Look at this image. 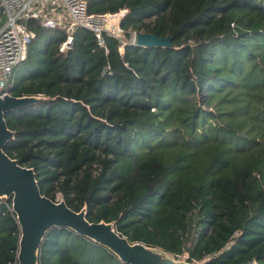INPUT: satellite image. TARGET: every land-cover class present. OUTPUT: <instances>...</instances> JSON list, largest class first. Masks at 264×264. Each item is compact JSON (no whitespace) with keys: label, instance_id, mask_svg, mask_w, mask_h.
I'll list each match as a JSON object with an SVG mask.
<instances>
[{"label":"trees","instance_id":"1","mask_svg":"<svg viewBox=\"0 0 264 264\" xmlns=\"http://www.w3.org/2000/svg\"><path fill=\"white\" fill-rule=\"evenodd\" d=\"M123 38L77 27L35 34L8 84L37 104L5 114L4 153L90 223L189 264H264V0H89ZM4 17L0 8V19ZM1 26V25H0ZM171 37L140 48L132 34ZM19 226L0 200V264H17ZM96 248H101V253ZM121 264L69 229H51L39 264Z\"/></svg>","mask_w":264,"mask_h":264},{"label":"water","instance_id":"2","mask_svg":"<svg viewBox=\"0 0 264 264\" xmlns=\"http://www.w3.org/2000/svg\"><path fill=\"white\" fill-rule=\"evenodd\" d=\"M123 16L119 18L120 27ZM108 30V24L105 25ZM122 31L117 38L122 39ZM132 45L140 48H171V37H157L150 33L137 32ZM38 97L0 98V200H11V211L19 226L17 264H39V250L46 234L53 228L69 229L108 250L121 264H189L159 249L141 243H130L120 236L113 223H90L86 209L74 212L63 201H52L41 195L36 176L31 168L23 167L17 160L8 157L4 146L14 138L4 119L5 114L37 104Z\"/></svg>","mask_w":264,"mask_h":264},{"label":"built area","instance_id":"3","mask_svg":"<svg viewBox=\"0 0 264 264\" xmlns=\"http://www.w3.org/2000/svg\"><path fill=\"white\" fill-rule=\"evenodd\" d=\"M88 4L89 0H0L6 20L2 23L0 19V98L9 95L7 86L11 75L26 59L35 38L34 32L25 24L27 20H37L45 29L63 30L64 37L57 43L60 54L71 48L77 27L92 31L100 46L103 32L117 37L119 18L126 11L115 15H92L88 13ZM183 256L186 262L188 257Z\"/></svg>","mask_w":264,"mask_h":264},{"label":"rangeland","instance_id":"4","mask_svg":"<svg viewBox=\"0 0 264 264\" xmlns=\"http://www.w3.org/2000/svg\"><path fill=\"white\" fill-rule=\"evenodd\" d=\"M123 12V11H122ZM122 12H120V13H122ZM120 13H118V14H120ZM1 21H2V23H5V17H2V19H1ZM114 21H115V19H114ZM120 28V27H119ZM122 35V37H123V33L121 34ZM133 35L134 34H132V37H133ZM13 74V73H12ZM11 78H12V75H11ZM11 78H10V82H11ZM62 199V197L60 196V195H57V197H56V200H61ZM97 250V252H99V253H101V254H103L102 253V249L101 248H96ZM94 258V262L96 263V264H107L106 262H105V260L103 261V259H104V257H100L99 255H97V256H94L93 257ZM176 260H178V261H180V262H184V256H182V257H180V258H175ZM193 264H202V262H197V263H193Z\"/></svg>","mask_w":264,"mask_h":264},{"label":"crops","instance_id":"5","mask_svg":"<svg viewBox=\"0 0 264 264\" xmlns=\"http://www.w3.org/2000/svg\"><path fill=\"white\" fill-rule=\"evenodd\" d=\"M202 264H203V262H202Z\"/></svg>","mask_w":264,"mask_h":264}]
</instances>
